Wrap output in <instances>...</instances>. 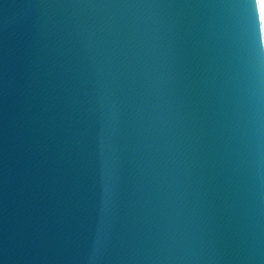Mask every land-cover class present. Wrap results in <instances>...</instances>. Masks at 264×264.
Segmentation results:
<instances>
[{
    "label": "water",
    "instance_id": "obj_1",
    "mask_svg": "<svg viewBox=\"0 0 264 264\" xmlns=\"http://www.w3.org/2000/svg\"><path fill=\"white\" fill-rule=\"evenodd\" d=\"M258 11L0 0V264H264Z\"/></svg>",
    "mask_w": 264,
    "mask_h": 264
},
{
    "label": "snow or ice",
    "instance_id": "obj_2",
    "mask_svg": "<svg viewBox=\"0 0 264 264\" xmlns=\"http://www.w3.org/2000/svg\"><path fill=\"white\" fill-rule=\"evenodd\" d=\"M258 3H259V11H258V14H256V25H257V31H258L259 40H260L261 31H262V28H264V0H258Z\"/></svg>",
    "mask_w": 264,
    "mask_h": 264
}]
</instances>
